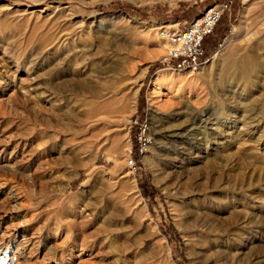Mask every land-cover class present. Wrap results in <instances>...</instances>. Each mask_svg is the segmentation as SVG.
I'll return each mask as SVG.
<instances>
[{
  "label": "rangeland",
  "instance_id": "374dc122",
  "mask_svg": "<svg viewBox=\"0 0 264 264\" xmlns=\"http://www.w3.org/2000/svg\"><path fill=\"white\" fill-rule=\"evenodd\" d=\"M215 1L0 0V264H264V0L159 61ZM109 59L130 106L88 121Z\"/></svg>",
  "mask_w": 264,
  "mask_h": 264
},
{
  "label": "built area",
  "instance_id": "2783aa9c",
  "mask_svg": "<svg viewBox=\"0 0 264 264\" xmlns=\"http://www.w3.org/2000/svg\"><path fill=\"white\" fill-rule=\"evenodd\" d=\"M228 0L212 2L196 16L186 21L182 27H161L158 37L163 41L164 49L159 58L163 68L196 70L207 59L203 54L202 41L211 32L221 13L228 7ZM137 118L134 122H137Z\"/></svg>",
  "mask_w": 264,
  "mask_h": 264
},
{
  "label": "bare ground",
  "instance_id": "6f19581e",
  "mask_svg": "<svg viewBox=\"0 0 264 264\" xmlns=\"http://www.w3.org/2000/svg\"><path fill=\"white\" fill-rule=\"evenodd\" d=\"M107 56H109V55H107ZM107 59H108V57H107ZM99 60L103 61L104 59H103V57H100ZM207 60L208 59L203 61L200 64V66L203 63L207 62ZM106 61L111 63L110 66L107 68L98 69L97 75H96L97 77L104 78V81H102L97 86H91L92 84L89 86L88 83H87V85H85L86 87L88 86L87 89H88V92L90 94V99L86 103L87 107H88V110L86 112L87 119H88V121L90 119H94L97 122H99V123L102 122L104 124L106 122H108L106 117H108L109 115H112V114L114 115V113L116 114L118 112L120 113V111L123 112V109L129 104L130 99H131V96L124 92V89H123L124 87L123 88L121 87L122 82H117L119 80L116 81V79H117L116 75L122 76L123 66L121 65L120 62H112V61L110 62V59H109V61L108 60H106ZM93 63H94V61H93ZM108 73L109 74L111 73V75H109L110 77L108 76ZM105 75H107V76H105ZM156 78H158V76H156ZM109 79H113V81L108 82ZM101 98H103V100H99ZM129 106H130V104H129ZM126 109L127 108H125V110ZM187 128H188V126H184V127L179 128V129L171 130V132H169V136L176 137V136L180 135L182 132L188 130ZM171 148L173 149L174 152H176L178 150V147L176 148V146L174 144L172 145ZM211 231H210V233H211Z\"/></svg>",
  "mask_w": 264,
  "mask_h": 264
},
{
  "label": "crops",
  "instance_id": "0c3cea01",
  "mask_svg": "<svg viewBox=\"0 0 264 264\" xmlns=\"http://www.w3.org/2000/svg\"><path fill=\"white\" fill-rule=\"evenodd\" d=\"M220 1H222V0H220ZM220 1H215V2H220ZM179 23H180V21H178ZM205 38V37H204ZM202 50H203V52H206V42H205V40L203 39V41H202ZM205 57H207V52H206V54L203 56V58H205Z\"/></svg>",
  "mask_w": 264,
  "mask_h": 264
},
{
  "label": "trees",
  "instance_id": "16d2710c",
  "mask_svg": "<svg viewBox=\"0 0 264 264\" xmlns=\"http://www.w3.org/2000/svg\"><path fill=\"white\" fill-rule=\"evenodd\" d=\"M101 7H103V6H101Z\"/></svg>",
  "mask_w": 264,
  "mask_h": 264
}]
</instances>
